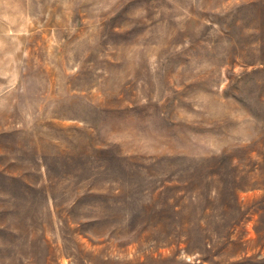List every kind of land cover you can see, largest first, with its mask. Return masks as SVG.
Returning a JSON list of instances; mask_svg holds the SVG:
<instances>
[{
  "label": "rangeland",
  "instance_id": "1",
  "mask_svg": "<svg viewBox=\"0 0 264 264\" xmlns=\"http://www.w3.org/2000/svg\"><path fill=\"white\" fill-rule=\"evenodd\" d=\"M0 264H264V0H0Z\"/></svg>",
  "mask_w": 264,
  "mask_h": 264
}]
</instances>
